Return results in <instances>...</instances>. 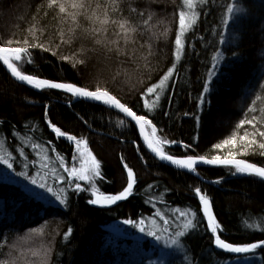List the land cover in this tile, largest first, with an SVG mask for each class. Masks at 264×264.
<instances>
[{"label": "trees", "instance_id": "trees-1", "mask_svg": "<svg viewBox=\"0 0 264 264\" xmlns=\"http://www.w3.org/2000/svg\"><path fill=\"white\" fill-rule=\"evenodd\" d=\"M42 2L0 0V42L25 37L31 41L28 28L33 23L38 28L47 25L45 35L36 33L41 42L48 46V42L53 41L51 47L57 54L32 49L35 62L25 64L26 73L72 82L90 90L97 86L106 88L126 106L152 119L158 137L177 141L164 145L166 152L177 158L187 155L223 157L229 152H239V143L236 149L229 145L218 150L214 145L229 138L234 131L237 138L245 130L251 132L247 124L244 128H236L246 113L249 119L255 116L257 127L264 129V113L261 112L264 90L260 87L264 84V0H237L243 11L239 20L230 23L229 29L223 28L221 16L225 5L232 0H208L206 5L199 7L202 14L194 30L186 34L185 54L171 82L174 86L151 113L143 108L142 93L174 62L177 5L181 0H175V4L173 0H126L138 10H146L145 16L140 18L125 6V14L133 21L142 22L149 14L153 15L148 25L150 30L142 28L135 42L126 46L120 39L118 44L110 45L112 51L95 46L87 37L70 45L62 44L57 49L59 37L54 34L56 23L51 13L48 18L41 15L38 22L31 19L36 6ZM161 20L165 23L159 24ZM165 26L171 28L169 35L159 36ZM117 30L110 26L106 39L116 40L113 32ZM221 35L225 38L224 44L219 43ZM218 51L223 54L219 71L214 73L210 91L205 94L203 85L208 82V73L213 71V56ZM63 56L70 59H61ZM79 59H85L86 63L77 64ZM201 95L204 96L203 104L199 101ZM256 95H261L262 100L257 101L255 112L248 113ZM120 119L125 118L118 110L76 101L59 91H41L22 85L0 65V139L17 160L12 170L0 165V264H264V250L261 249L240 257L216 249L195 196L196 187L208 195L224 229L222 236L227 241L256 243L264 240V181L233 175L234 169L228 167L198 168L196 173L169 167L147 151L133 122H127L129 118L124 126L118 124ZM48 120L63 131L88 141L101 162L105 180L97 183L105 194H115L126 186L122 157L137 176L134 194L117 205L100 207L88 203L89 192L75 193L69 189L68 206L65 207L16 175L25 170L21 163L25 157L17 150L20 147H24L30 176L39 170V161L37 150L30 144L21 145L14 132L42 144L53 161L56 153L52 148L66 161H71L74 145L65 138H56L48 127ZM183 144L190 147L185 149ZM259 153L258 148L249 149L247 155L236 158L264 166V156ZM55 166L58 168V162ZM59 172L66 175L62 170ZM216 180L221 182L214 183ZM48 182L53 187H66L54 182L51 174ZM174 208L195 210L198 214L199 227L182 238L181 248H165L163 243L123 223L126 219H144L147 223L156 218L154 213L159 209L174 221L170 230L174 231L176 224L181 222L172 215ZM156 219L162 227V222ZM245 221L260 223L261 228H248ZM68 229L72 232L65 239Z\"/></svg>", "mask_w": 264, "mask_h": 264}, {"label": "snow or ice", "instance_id": "snow-or-ice-1", "mask_svg": "<svg viewBox=\"0 0 264 264\" xmlns=\"http://www.w3.org/2000/svg\"><path fill=\"white\" fill-rule=\"evenodd\" d=\"M156 2V0H152ZM175 4V0H173ZM208 3V0H181V4L177 5L178 11V27L175 31L174 38V62L167 69L166 72L158 79L157 82L152 83L146 87L142 93L144 99L143 108L148 113L153 112L160 106L161 98L170 90L174 85L171 83L174 75L176 74L177 65L181 61L185 54V37L190 31L194 30L197 25L201 11L199 7ZM125 6L130 13H135L138 17L143 18L146 10H138L137 7L131 3H126V0H43L35 8V14L31 17L32 21L38 22L41 15L44 18H48L51 13V19L56 23V27L53 29L54 34L59 37V43L56 44L58 49L62 44H72L77 39L84 37L92 40L95 46L104 48L106 51H112L110 45L118 44L120 39L123 40L124 45L135 42L137 33H141V29L150 30L148 28L149 21L153 19V15L149 14L146 20L142 22H136L131 19L130 15L125 14ZM243 11V8L237 3V0L225 5V9L221 16V24L224 29H229L230 23H234L239 20V14ZM159 24H164L163 20L158 21ZM67 25V27H63ZM110 26H115L117 31L113 32V35L117 37L116 40H107ZM154 27V26H153ZM47 25H41L39 28L36 23H33L28 28V33L32 36L30 41L25 38H8L4 42H0V65L4 66L11 77L16 81L30 86L36 90H59L65 94H70L71 97L76 99H88L95 102H102L105 106L112 109H116L119 113L123 114L125 119H120L118 124L124 126L126 119L128 123L134 122L135 126L139 129V134L143 138L144 144L147 149L159 161L170 163L177 169L186 170L187 172L196 173L198 164L225 166L230 170L234 169L233 175H246L249 177L259 178L264 181V166H258L257 163L248 162L244 159H237V155H247L249 149L258 148L260 155L264 156V129L258 128L256 117L245 118L239 120L236 125L237 129L244 128V126L250 125L252 131L245 130L242 135L237 138V134L234 131L229 138L224 139L221 143L214 145L215 149H224L227 146H231L233 149L238 147L241 149L239 152H229L226 156L214 155L208 158L204 155L193 156L187 155L183 158H177L168 152H166L164 145L171 143L175 144L177 141H168L162 137L157 136V126L153 123L152 119L148 118L146 114H138L132 107L126 106L121 102L117 96L111 94L106 88L102 89L97 86L95 90L78 86L72 82H59L53 81L47 78H40L35 74L26 73L23 69L25 64H33V52L32 49L39 48L44 52H51L52 55H56L51 47L53 41L48 42V46L41 42L36 33L39 32L41 36L45 35ZM171 28L165 26L163 31L159 33V36L167 37ZM13 37L15 34L13 33ZM225 38L221 35L219 43L224 44ZM83 52L84 50L81 49ZM119 52V48L116 49ZM125 54V53H121ZM149 55L151 52L149 51ZM223 54L217 52L213 56L212 69L208 73V82L203 85V93L210 91V84H212V77L215 72L219 71V65ZM61 59H70L67 56L61 57ZM131 59V57H129ZM77 64H85V59H79ZM75 67V64H73ZM138 70V69H137ZM142 82V81H141ZM264 90V84L260 85ZM154 97V98H153ZM262 96L256 95L252 100V106L248 107V113L256 111L257 101H261ZM200 104L204 103V96L199 97ZM264 113V109H261ZM45 117L48 116V109L45 107ZM167 115V113H165ZM48 127L51 133L55 134L56 138H65V140L74 145V152L71 156V161H66L65 157L57 152L55 148L51 151L56 153L55 161L48 155V149L42 144L36 143L32 137L21 136L19 133L14 132L13 135L17 136L21 145L27 146L30 144L32 149L37 150L36 155L39 161V170L34 176H30L28 169V160L25 155L24 147L17 149L21 157H25L22 161V166L25 170L16 172V175L24 177L35 188L42 190L43 193L50 195L61 206H68L69 196L68 190L71 189L75 193L89 192L90 198L89 204L98 205L100 207H108L115 205L119 201H125L134 194V187L137 184V177L134 170L123 161L121 157V163L127 174L126 186L115 194H105L104 191L98 186V181L103 182L105 177L101 171V162L93 154L90 149L88 141L76 135L69 134L63 131L61 127H58L51 120L47 121ZM35 131V129H30ZM162 131V129H161ZM257 137L260 139L258 140ZM185 149L190 147L189 144H183ZM143 159V158H142ZM58 162V168L55 166ZM17 160L13 156V152L9 151L5 146V141L0 139V165L6 166L7 169L12 170ZM62 170L63 175L59 172ZM49 174L52 175L54 182L66 185V187H53L48 182ZM83 185L82 186V183ZM221 181L216 180L214 183L219 184ZM152 187L151 185L149 186ZM40 195V193H37ZM195 196L199 199V204L202 211V219L206 221V230L210 232L213 238L216 249L222 250L225 253L243 254L255 253L258 249L264 250V240H260L256 243H242L236 244L227 241L222 236L224 231L222 224L217 220V217L213 211V205L206 193L202 192L200 187L195 188ZM161 202H164V197L161 195ZM51 203V201H49ZM178 214V216H177ZM172 215L180 220L177 223L174 231H170L173 228L174 221L170 220L164 212L157 209L154 213V217L159 218L163 226L161 227L157 223V219L153 218L146 223L144 219L139 221L133 219H126L124 224L130 225L136 228L139 232L143 233L147 237L153 238L158 243H163L165 248H181L183 247L181 240L186 237L190 230H195L199 227L197 219V212L195 210H181L180 208L172 209ZM182 218V220H181ZM248 228H261L260 223H247ZM264 230V229H262ZM72 230L68 229L65 233V239L71 235Z\"/></svg>", "mask_w": 264, "mask_h": 264}, {"label": "water", "instance_id": "water-1", "mask_svg": "<svg viewBox=\"0 0 264 264\" xmlns=\"http://www.w3.org/2000/svg\"><path fill=\"white\" fill-rule=\"evenodd\" d=\"M5 68V67H4ZM6 69V68H5ZM10 74V73H9ZM13 78V77H12ZM14 79V78H13ZM15 80V79H14ZM16 81V80H15ZM18 82V81H17ZM18 83H20V84H22V85H25V86H28V85H26V84H23V83H21V82H18ZM28 87H30V86H28ZM55 91H59V90H55ZM59 92H62V91H59ZM63 93V92H62ZM67 95H70V94H67ZM71 96V95H70ZM75 100L76 101H85V102H88V103H92V104H96V105H99V106H104V107H107V108H110V107H108V106H105L102 102H95V101H91V100H88V99H76L75 98ZM110 109H112V108H110ZM116 110V109H115ZM130 119V118H129ZM133 124L135 125V123L133 122ZM136 127V129H137V131H138V134H139V129H138V127L137 126H135ZM139 137H140V139H141V141H142V143H143V145L145 146V148L147 149V146L144 144V142H143V138L140 136V134H139ZM147 151L155 158V159H157L158 161H159V159L158 158H156L155 156H154V154H152L151 152H150V150H148L147 149ZM159 162H161V163H163V164H165V165H167V166H169V167H173V168H175V169H177L175 166H173V165H171L170 163H167V162H162V161H159ZM121 166H122V168H123V164L121 163ZM207 167H225V166H214V165H204V164H198V166H197V169L198 168H207ZM123 170H124V168H123ZM177 170H180V169H177ZM182 171H186V170H182ZM124 172H125V174H126V171L124 170ZM187 172V171H186ZM191 173V172H190ZM126 177H127V174H126ZM137 177V176H136ZM137 185V184H136ZM136 185H135V187H136ZM134 187V188H135ZM123 201H119V202H117L115 205H117V204H119V203H122ZM112 206V205H111ZM214 211V210H213ZM230 255L232 256V257H240V256H244L243 254H233V253H230Z\"/></svg>", "mask_w": 264, "mask_h": 264}, {"label": "rangeland", "instance_id": "rangeland-1", "mask_svg": "<svg viewBox=\"0 0 264 264\" xmlns=\"http://www.w3.org/2000/svg\"><path fill=\"white\" fill-rule=\"evenodd\" d=\"M141 236V235H140Z\"/></svg>", "mask_w": 264, "mask_h": 264}]
</instances>
